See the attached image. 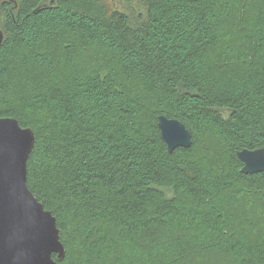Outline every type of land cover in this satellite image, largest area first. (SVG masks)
<instances>
[{
	"label": "trees",
	"instance_id": "1",
	"mask_svg": "<svg viewBox=\"0 0 264 264\" xmlns=\"http://www.w3.org/2000/svg\"><path fill=\"white\" fill-rule=\"evenodd\" d=\"M120 1L144 7L137 24L104 0L4 2L0 118L34 132L27 186L56 219L52 258L264 264V172L237 157L264 148V0ZM159 115L189 148L168 152Z\"/></svg>",
	"mask_w": 264,
	"mask_h": 264
},
{
	"label": "water",
	"instance_id": "2",
	"mask_svg": "<svg viewBox=\"0 0 264 264\" xmlns=\"http://www.w3.org/2000/svg\"><path fill=\"white\" fill-rule=\"evenodd\" d=\"M3 39L0 29V47ZM157 126L168 152L191 146L192 134L181 121L159 115ZM34 144L30 128L15 118H0V264H60L52 255L65 256L55 217L27 186L26 163ZM237 157L243 173L264 172V148H244Z\"/></svg>",
	"mask_w": 264,
	"mask_h": 264
},
{
	"label": "rangeland",
	"instance_id": "3",
	"mask_svg": "<svg viewBox=\"0 0 264 264\" xmlns=\"http://www.w3.org/2000/svg\"><path fill=\"white\" fill-rule=\"evenodd\" d=\"M5 1L6 0H0V29L3 31H4V23L6 20V16L8 13H10V6H8V8L5 9V6H4ZM104 1L106 2L109 9H117V10H121L125 12L129 16L131 21L135 24H137L145 14V9L139 1H129V2L120 1V0H104ZM161 239L162 238H160L159 240L157 239L143 240L142 245L144 247H154V245L159 243ZM198 255H200V253H198ZM209 258H210L209 256L207 257L205 256V259H201L195 256V261L197 262V264H200V263L201 264H216V262L213 263V260H212L213 257L211 259Z\"/></svg>",
	"mask_w": 264,
	"mask_h": 264
}]
</instances>
